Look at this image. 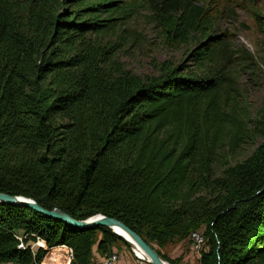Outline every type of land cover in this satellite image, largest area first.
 Masks as SVG:
<instances>
[{
  "label": "trees",
  "instance_id": "trees-1",
  "mask_svg": "<svg viewBox=\"0 0 264 264\" xmlns=\"http://www.w3.org/2000/svg\"><path fill=\"white\" fill-rule=\"evenodd\" d=\"M143 8L169 45L196 39L158 75L115 59L114 35ZM215 28L195 0H0V191L114 217L150 244L203 224L200 264H264V119L248 131L241 55ZM245 136L261 140L233 162ZM117 242L109 227L0 203V263L96 264L94 246Z\"/></svg>",
  "mask_w": 264,
  "mask_h": 264
},
{
  "label": "rangeland",
  "instance_id": "rangeland-1",
  "mask_svg": "<svg viewBox=\"0 0 264 264\" xmlns=\"http://www.w3.org/2000/svg\"><path fill=\"white\" fill-rule=\"evenodd\" d=\"M205 7L212 8L215 15L216 32H226L235 49L241 55L239 65L234 70L239 88L240 102L245 104L248 131L255 129L258 121L264 119V0H195ZM257 15L262 16L258 20ZM197 36V35H196ZM118 44L115 56L125 69L139 74L158 75L164 64H178L195 45V38L190 43L171 46L166 41V34L157 28L151 18V11L143 8L126 25L120 34L114 35ZM245 140V141H243ZM232 161L242 160L255 149L260 138L244 137ZM229 151L226 147L224 152ZM204 234L202 224L196 229ZM206 237V241H207ZM152 245L171 258L181 257V264H200V253L194 247L191 234L180 239L173 237L163 244L151 241ZM207 248V247H206ZM113 251L119 259L115 264H151L137 256L131 245L117 242ZM94 259L100 258L97 246H94Z\"/></svg>",
  "mask_w": 264,
  "mask_h": 264
},
{
  "label": "water",
  "instance_id": "water-1",
  "mask_svg": "<svg viewBox=\"0 0 264 264\" xmlns=\"http://www.w3.org/2000/svg\"><path fill=\"white\" fill-rule=\"evenodd\" d=\"M0 203H4V204L11 203V204H16V205H24L46 216L58 218L60 220H63L66 223L72 224L81 229H93L98 226L109 227L115 233H117L124 240L125 243H127L128 245H131L130 240L126 238L123 234H121L118 230H116V227H120L130 236L132 240H134L136 243L139 244V246L143 249V251L149 257L148 261L151 264H171L169 261L163 258L159 254L157 249L152 244L148 243L139 233L131 229L124 222L114 217L97 214L85 220H78V219L73 218L67 212H64L58 208H55L52 210L44 208L32 198L22 196V195L21 196L13 195V194L1 192V191H0Z\"/></svg>",
  "mask_w": 264,
  "mask_h": 264
},
{
  "label": "built area",
  "instance_id": "built-area-1",
  "mask_svg": "<svg viewBox=\"0 0 264 264\" xmlns=\"http://www.w3.org/2000/svg\"><path fill=\"white\" fill-rule=\"evenodd\" d=\"M191 239L193 241L194 247L201 252L206 248V238L204 234L200 231H193L191 233ZM45 241L38 237L36 241L31 243L32 248L36 249L38 246H45ZM201 254V253H200ZM119 259V254L117 251H113L110 255H104L97 264H115Z\"/></svg>",
  "mask_w": 264,
  "mask_h": 264
},
{
  "label": "bare ground",
  "instance_id": "bare-ground-1",
  "mask_svg": "<svg viewBox=\"0 0 264 264\" xmlns=\"http://www.w3.org/2000/svg\"><path fill=\"white\" fill-rule=\"evenodd\" d=\"M116 230H118L121 234H123L126 238H128L131 242V246L133 250L137 253V256H139L142 259L149 260V257L146 255V253L143 251V249L139 246L138 243H136L134 240L130 238V236L120 227H116ZM149 262V261H148Z\"/></svg>",
  "mask_w": 264,
  "mask_h": 264
},
{
  "label": "crops",
  "instance_id": "crops-1",
  "mask_svg": "<svg viewBox=\"0 0 264 264\" xmlns=\"http://www.w3.org/2000/svg\"><path fill=\"white\" fill-rule=\"evenodd\" d=\"M99 258H100V254H99V256H98ZM100 260H101V258H100ZM99 260V261H100ZM0 264H14L13 262H5V263H0Z\"/></svg>",
  "mask_w": 264,
  "mask_h": 264
}]
</instances>
